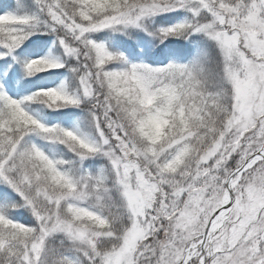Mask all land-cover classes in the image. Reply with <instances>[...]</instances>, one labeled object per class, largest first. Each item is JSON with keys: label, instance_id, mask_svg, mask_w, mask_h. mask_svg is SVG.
I'll use <instances>...</instances> for the list:
<instances>
[{"label": "snow or ice", "instance_id": "1", "mask_svg": "<svg viewBox=\"0 0 264 264\" xmlns=\"http://www.w3.org/2000/svg\"><path fill=\"white\" fill-rule=\"evenodd\" d=\"M0 264H264V0H0Z\"/></svg>", "mask_w": 264, "mask_h": 264}]
</instances>
